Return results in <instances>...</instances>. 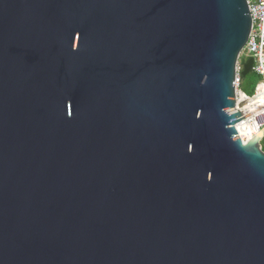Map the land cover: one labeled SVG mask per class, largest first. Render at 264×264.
I'll return each instance as SVG.
<instances>
[{
  "label": "water",
  "instance_id": "1",
  "mask_svg": "<svg viewBox=\"0 0 264 264\" xmlns=\"http://www.w3.org/2000/svg\"><path fill=\"white\" fill-rule=\"evenodd\" d=\"M251 29L247 0H0V264H264Z\"/></svg>",
  "mask_w": 264,
  "mask_h": 264
},
{
  "label": "built area",
  "instance_id": "2",
  "mask_svg": "<svg viewBox=\"0 0 264 264\" xmlns=\"http://www.w3.org/2000/svg\"><path fill=\"white\" fill-rule=\"evenodd\" d=\"M247 4L252 19V29L243 53L247 62L253 60L252 72L258 78V84L254 96L247 97L242 93L240 84L243 68L239 63L236 70L235 91L237 102L243 104L238 110L243 115L240 126H254L249 132L257 135L264 129V107L260 101V97H264V0H247Z\"/></svg>",
  "mask_w": 264,
  "mask_h": 264
},
{
  "label": "trees",
  "instance_id": "3",
  "mask_svg": "<svg viewBox=\"0 0 264 264\" xmlns=\"http://www.w3.org/2000/svg\"><path fill=\"white\" fill-rule=\"evenodd\" d=\"M242 59H244L242 61ZM247 63L245 57L241 58L240 64L242 68ZM258 84V78L255 76L253 72H251L247 77H241L240 89L242 93L247 97H252L255 95L256 86ZM262 151L264 152V139L261 143Z\"/></svg>",
  "mask_w": 264,
  "mask_h": 264
},
{
  "label": "bare ground",
  "instance_id": "4",
  "mask_svg": "<svg viewBox=\"0 0 264 264\" xmlns=\"http://www.w3.org/2000/svg\"><path fill=\"white\" fill-rule=\"evenodd\" d=\"M260 101H261V104L263 105L264 107V97H260ZM259 125V124H258ZM241 127H244V126H239V128ZM252 127L254 126H248V127H245L248 131L252 130Z\"/></svg>",
  "mask_w": 264,
  "mask_h": 264
},
{
  "label": "rangeland",
  "instance_id": "5",
  "mask_svg": "<svg viewBox=\"0 0 264 264\" xmlns=\"http://www.w3.org/2000/svg\"><path fill=\"white\" fill-rule=\"evenodd\" d=\"M244 55H245V54L243 53V55H242L240 58H243V57H244ZM243 60H244V59H242V61H243Z\"/></svg>",
  "mask_w": 264,
  "mask_h": 264
}]
</instances>
